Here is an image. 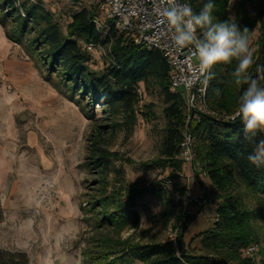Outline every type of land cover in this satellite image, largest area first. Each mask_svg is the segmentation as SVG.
Returning a JSON list of instances; mask_svg holds the SVG:
<instances>
[{"label": "trees", "instance_id": "trees-1", "mask_svg": "<svg viewBox=\"0 0 264 264\" xmlns=\"http://www.w3.org/2000/svg\"><path fill=\"white\" fill-rule=\"evenodd\" d=\"M181 1L190 3L194 11L203 6V0ZM227 2L214 0V9ZM95 17L96 5L94 9L81 8L72 14L71 21L62 29L38 2L0 0V25L8 40L16 44L25 42L31 57L41 60L47 75L58 77L64 87V96L81 107L85 119L91 123L84 164L89 174L98 175L99 187L97 196L84 211L89 213L86 220L90 221V227L97 232L82 251V264H255L242 253L249 245L258 243L252 222H264V168L254 167L246 158L251 146L244 140L241 121L226 119L234 114L242 91L230 82L229 73L235 61L231 65L217 64L212 68L215 78L206 84L205 90L208 112H201L196 107L188 116L185 96L179 89L172 91L170 88V69L162 54L134 44L129 36L110 24L105 31L98 30L93 23ZM88 44L107 50L108 57L104 58L100 71L89 67ZM256 44L255 63L249 69L253 74L257 65H264V22ZM141 88L158 92L165 119L157 158L144 166L147 169L169 168L170 174L175 173V176L170 175L168 179L177 178L183 165L179 157L180 144L187 132L197 163L196 176L199 168L219 194L213 227L197 236L200 253L184 244L183 234L176 240L143 244L121 238L124 230L139 226L141 217L137 206L144 196L160 193L165 198L168 192L175 201L174 191L181 195L184 191V186H176L177 183H173V191H169L168 183L159 181L130 193L125 188L123 167L113 165L116 161L122 162L123 158L110 150V145L119 134L124 138L131 135L139 115L146 118L150 114L138 110ZM216 89H220L219 95ZM96 105L100 112L98 119H95ZM144 106L149 108V105ZM258 138H264V135L258 134ZM111 175L115 178L114 183L109 181ZM238 185L261 199L256 209L244 206L239 193L234 191ZM174 201L173 204L179 206L177 213L181 215L182 204ZM166 202H170L168 197ZM171 212L169 209L167 214ZM195 216L184 214L179 220L183 219L186 225ZM2 221L0 201V223ZM106 232L115 236L111 238L105 235ZM28 263L25 252L0 248V264ZM261 264H264V253Z\"/></svg>", "mask_w": 264, "mask_h": 264}, {"label": "rangeland", "instance_id": "rangeland-1", "mask_svg": "<svg viewBox=\"0 0 264 264\" xmlns=\"http://www.w3.org/2000/svg\"><path fill=\"white\" fill-rule=\"evenodd\" d=\"M30 1L40 3L62 29L75 11L94 9L95 6V0ZM213 16L221 21L234 16L241 27L246 26L255 54L264 22V0H228L225 6L213 10ZM96 18L103 21L97 7ZM0 29L6 37L1 25ZM10 43V49L0 50V201L3 210L0 248L25 252L28 264H82V251L97 232L90 227V221L86 220L89 213L84 211L97 196L99 187L98 175L89 174L84 164L91 123L85 119L81 107L64 96V87L58 77L47 75L41 60L31 57L25 42ZM87 51L91 55L89 67L100 71L105 57L98 50ZM197 62L198 58H195L194 63ZM17 67H31L32 70L18 72ZM32 74L37 79H31V82L28 77ZM179 90L186 97L182 88ZM140 94L138 110L150 114L146 118L139 115L131 135L124 138L119 134L110 145V150L123 158L122 162L116 161L113 165L123 167L125 188L130 193L159 181L168 183V190L173 191V183L186 185L187 165H182L179 176L172 181L168 177L175 173L170 174L169 168L147 169L144 166L157 158L165 119L158 92L141 88ZM186 112L189 116L192 109L187 107ZM99 113L96 105L95 119L99 118ZM198 171L193 191L196 200L184 213L196 215L192 221L190 218L189 224H183L184 216V221L179 220L184 214L182 210L181 215L177 213L179 206L173 204L168 192L169 203L160 193L148 194L138 202L139 226L124 230L121 238L143 244L176 240L183 234L184 244L200 253L197 236L213 227L214 210L220 197L204 173L199 168ZM182 173L184 178L180 177ZM109 181L115 182L113 175ZM234 191L239 193L246 208L254 210L260 205L261 199L250 190L238 185ZM169 209L172 212L168 215ZM252 226L258 243L249 245L242 255L261 264L264 222L253 221ZM105 235L115 236L111 232Z\"/></svg>", "mask_w": 264, "mask_h": 264}, {"label": "clouds", "instance_id": "clouds-1", "mask_svg": "<svg viewBox=\"0 0 264 264\" xmlns=\"http://www.w3.org/2000/svg\"><path fill=\"white\" fill-rule=\"evenodd\" d=\"M166 4L160 15L172 30V40L178 48L194 49L205 84L215 78L211 71L215 65H231L235 61L230 82L242 91L233 118L243 124L244 140L251 146L248 162L264 168V138H258V134L264 135V65H257L254 74L249 72L255 63L250 30L241 27L234 16L215 20L214 0H203L199 11L187 2L166 0ZM216 94H220V89H216Z\"/></svg>", "mask_w": 264, "mask_h": 264}, {"label": "built area", "instance_id": "built-area-1", "mask_svg": "<svg viewBox=\"0 0 264 264\" xmlns=\"http://www.w3.org/2000/svg\"><path fill=\"white\" fill-rule=\"evenodd\" d=\"M177 2L185 3L181 0ZM94 3L99 13L103 15V21L96 17L93 19L98 30L105 31L110 24L118 32L129 36L134 44L158 50L170 69L171 90L176 91L182 88L189 109L194 111L198 107L201 112H208L205 101L206 84L204 77L200 74L199 62L194 63V59L197 58L195 51L191 46L178 48L174 44L172 30L168 28L160 15L163 8L167 6L166 0L163 4L161 0H95ZM86 48L92 51L98 50L104 57H108L107 50L102 46L88 44ZM233 116L234 114L227 116L226 119L232 121ZM179 157L183 164L187 165L189 173L186 176L187 183L183 194L176 191L174 199L181 202L182 213H185L186 207L196 200L193 191L197 165L192 151L191 137L187 132L180 144ZM183 176V173L180 174L181 178Z\"/></svg>", "mask_w": 264, "mask_h": 264}, {"label": "crops", "instance_id": "crops-1", "mask_svg": "<svg viewBox=\"0 0 264 264\" xmlns=\"http://www.w3.org/2000/svg\"><path fill=\"white\" fill-rule=\"evenodd\" d=\"M11 43L10 41L4 36V33H2V30L0 29V50L2 48H8L10 49ZM1 54V51H0ZM18 72H23L25 69L32 70L31 67H17ZM31 81V79H37L36 75L32 74V76L28 77ZM32 82V81H31ZM1 180H0V196H1Z\"/></svg>", "mask_w": 264, "mask_h": 264}]
</instances>
